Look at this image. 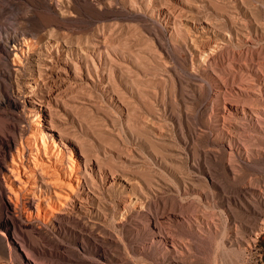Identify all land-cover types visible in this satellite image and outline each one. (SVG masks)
Here are the masks:
<instances>
[{"label":"rangeland","instance_id":"obj_1","mask_svg":"<svg viewBox=\"0 0 264 264\" xmlns=\"http://www.w3.org/2000/svg\"><path fill=\"white\" fill-rule=\"evenodd\" d=\"M15 36L23 85L48 65L39 117L11 104ZM51 122L98 202L59 221L78 159L43 155L50 215L0 200V264H264V0H0V135Z\"/></svg>","mask_w":264,"mask_h":264},{"label":"bare ground","instance_id":"obj_2","mask_svg":"<svg viewBox=\"0 0 264 264\" xmlns=\"http://www.w3.org/2000/svg\"><path fill=\"white\" fill-rule=\"evenodd\" d=\"M10 42L15 44L14 50L12 49V51L11 49H6V53L9 55L10 53L14 52L16 57V59L12 60L11 65L14 67L13 70H10L12 72L7 70L9 81L13 84V94L12 96H10L11 104L16 109H22L23 106L27 107L29 108L30 113L34 114V116L39 117L41 113H45V104H48L49 100L42 97L39 98V102L41 104L39 105V107H37L34 105L35 102L33 101V99H36V97L33 96L36 92V88L41 87L43 84V78L45 75H47L45 74L46 69L44 70V68L48 65L43 64L39 60H34V63H30L32 64V66L29 69V75L26 78L27 80L25 79L23 85L21 83L23 80L21 78V71L23 68H25L23 67L25 66L23 65V58H25L26 54L30 52L31 45L17 44L18 40L16 36L10 39ZM18 96H21L25 99L20 101V98ZM50 125L52 126L49 127L46 125L44 127H41L40 125L41 129L36 126L37 128L34 130L32 129L31 134L27 138L23 137V128L17 125H13L10 130H5L3 131L4 133L0 135V200L7 212L12 211V209L18 208L21 204V201L23 200L24 208L26 209L23 214L25 213L26 218L29 219V221H31L32 218H37L38 220L46 218V216L50 214L45 209H41V207L43 202H46L47 199H43L42 196H38L36 194H34L33 197H30V195H32L34 192L31 189H28V187L31 188L32 186L33 189L38 188L41 193H43L44 191H42L43 186H51L52 184V186L55 185V187H57L55 182L46 180V176L48 177L49 174H46L43 169V167L45 166H43L44 162H42L44 157L43 155L50 159L52 155L60 162L59 166L64 167L65 154L68 151V153H70L71 155V158L72 156H74L78 159V163L76 165L68 167L71 172L69 179L72 180V176L77 177L76 182L79 191L77 193V190L75 191L73 186L68 187L72 189H69L70 193H67L66 196L61 195L55 191L54 193L57 198H59V202L58 206L54 209L53 212H55L60 217L59 221L69 222L77 218L76 215H79L77 213L81 211L84 203L91 202L93 204H96L98 202V195L96 193L99 191L100 186L93 177L95 174L97 175V165L93 162V160L88 159L87 156L83 157V153L79 157V155L77 154L74 155L70 148H66V146H63L65 145L63 142L64 134L56 129L58 128V126H55L53 123ZM8 128L9 127L7 126V129ZM19 140L20 144H18ZM59 143H62V146ZM13 147L16 148L17 156L13 151ZM62 147H64L66 150H63ZM26 150H28V157L25 158ZM9 157H11L12 159L11 162L8 161ZM71 158L68 159L70 160ZM31 164H33V166H31ZM82 164H84V169L82 167ZM45 169L47 170L48 168ZM47 172L49 171L47 170ZM25 178H27L28 180L26 181ZM105 181L107 183L117 184V181L114 177H108L107 179H105ZM59 182L56 181V183ZM68 185H71V183H68ZM47 192L48 190L44 192L45 195L47 194ZM51 197L48 196V199H51ZM33 209H36V213L33 212ZM22 225L25 226L22 223L21 227ZM34 226L29 227L34 228Z\"/></svg>","mask_w":264,"mask_h":264},{"label":"built area","instance_id":"obj_3","mask_svg":"<svg viewBox=\"0 0 264 264\" xmlns=\"http://www.w3.org/2000/svg\"><path fill=\"white\" fill-rule=\"evenodd\" d=\"M260 225L263 226V227L260 229V231H257V232L255 233V239H256V240H258V238H259V236H260L261 234H264V220L261 222Z\"/></svg>","mask_w":264,"mask_h":264}]
</instances>
